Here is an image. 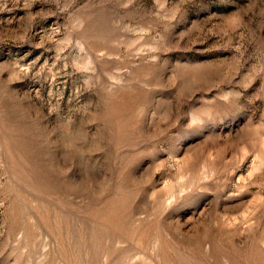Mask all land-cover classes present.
<instances>
[{
	"label": "rangeland",
	"instance_id": "1",
	"mask_svg": "<svg viewBox=\"0 0 264 264\" xmlns=\"http://www.w3.org/2000/svg\"><path fill=\"white\" fill-rule=\"evenodd\" d=\"M0 264H264V0H0Z\"/></svg>",
	"mask_w": 264,
	"mask_h": 264
}]
</instances>
